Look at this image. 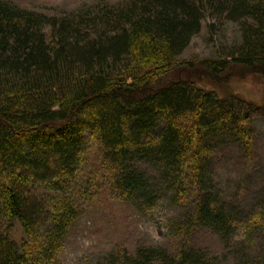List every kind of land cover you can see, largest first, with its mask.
Returning a JSON list of instances; mask_svg holds the SVG:
<instances>
[{
    "label": "trees",
    "instance_id": "1",
    "mask_svg": "<svg viewBox=\"0 0 264 264\" xmlns=\"http://www.w3.org/2000/svg\"><path fill=\"white\" fill-rule=\"evenodd\" d=\"M205 20L214 34L235 23L238 42L178 62ZM239 73L264 76V0H97L52 15L0 0V264H59L77 201L101 193L175 215L166 243L124 251L126 264H264V188L245 208L209 161L226 143L253 160L255 105L208 88ZM200 231L221 258L191 244Z\"/></svg>",
    "mask_w": 264,
    "mask_h": 264
},
{
    "label": "rangeland",
    "instance_id": "2",
    "mask_svg": "<svg viewBox=\"0 0 264 264\" xmlns=\"http://www.w3.org/2000/svg\"><path fill=\"white\" fill-rule=\"evenodd\" d=\"M8 1L52 15L68 12L82 3L91 4L97 0ZM106 1L115 3L119 0ZM210 22V20L203 22L201 31L192 39L178 62L196 61L195 68H197L201 60L215 59L220 54L221 47L228 50L230 45L238 42L240 32L235 23L225 22L216 25L217 31L214 34L209 33L206 27ZM183 66L184 64L178 65L173 73L163 79L166 81L179 77V72L186 71V67ZM195 75L196 78L202 76L201 73ZM182 76L184 78L185 74ZM208 88L223 95L234 93L255 105L251 123L253 134L250 135L253 160L245 158L241 149L230 143L220 146L211 154L209 160L215 169L217 179L222 181L225 187H230L228 188L230 195L239 194L238 200L242 201V205L246 208L252 196L259 189L264 188V76L239 73L230 76L227 81L219 80L217 85L208 84ZM217 140L209 142L215 143ZM37 196L40 198L41 194ZM85 201L84 198L77 201L83 210V215L76 221L65 239L58 254L59 264H126L122 259L124 251H132L137 245L159 246L166 243L168 220L175 216L168 207L139 214L104 193L100 196L95 195L90 201ZM12 230V238L19 242L23 238L19 224L14 223ZM191 244L205 250L211 256L221 258L224 253L220 240L207 231L198 232L191 239ZM216 264L233 263L223 259L216 261Z\"/></svg>",
    "mask_w": 264,
    "mask_h": 264
}]
</instances>
